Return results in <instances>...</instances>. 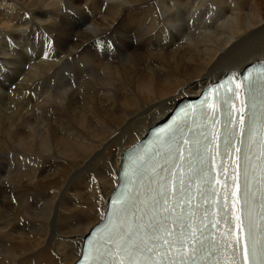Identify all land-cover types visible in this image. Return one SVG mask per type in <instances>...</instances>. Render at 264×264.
I'll list each match as a JSON object with an SVG mask.
<instances>
[{
  "label": "bare ground",
  "instance_id": "6f19581e",
  "mask_svg": "<svg viewBox=\"0 0 264 264\" xmlns=\"http://www.w3.org/2000/svg\"><path fill=\"white\" fill-rule=\"evenodd\" d=\"M85 1L90 15L76 12L82 22L59 28L55 44L24 40L23 57L38 59L24 60L18 85L0 63V93L16 87L8 107L0 96V264H74L122 152L182 98L264 61V0ZM67 7L77 10L71 0H0V41L63 22Z\"/></svg>",
  "mask_w": 264,
  "mask_h": 264
},
{
  "label": "snow or ice",
  "instance_id": "6c2138e0",
  "mask_svg": "<svg viewBox=\"0 0 264 264\" xmlns=\"http://www.w3.org/2000/svg\"><path fill=\"white\" fill-rule=\"evenodd\" d=\"M254 84V81L250 83L249 95L237 109V117H233L229 110V119L224 122L223 132L219 136L200 130L203 128L201 124H196L195 128L177 129L169 148V166L163 168L165 175L157 173L158 179L150 181L156 187L148 189L152 193L149 197L134 201L128 208L117 210L115 215L118 216L119 223L108 229L110 235L106 239L101 238L102 243L98 240L93 245L97 253L93 259L104 258L103 264H115L113 257L118 255L121 257L119 264H203L212 252L230 249L229 264H264V121L261 119L264 115V91L258 97V89ZM232 91L231 88L228 89V92ZM223 103L231 105V109L236 108L231 96L225 95ZM208 107L213 108V113L209 115L202 112L204 119L211 121L213 125L219 123L214 118V105ZM236 119L241 122L239 130L234 127ZM187 133L192 134L190 138ZM219 137H222L225 156L232 151L236 142L240 145L235 147L239 154L236 164L238 171L230 177L236 182V192L233 195L239 202V207L236 208L239 214L229 211L221 214L223 223L229 225V234L233 231L232 224L235 221L237 234L234 239L229 235L227 240H216L213 236L209 229L215 228L221 219H216L215 214H210L202 205H197L202 215L191 208L186 214L177 210L182 203L191 200L193 180L198 181L195 188L202 202L219 203L215 199L216 189L213 187L214 179L209 168L213 153L210 138ZM258 137L262 139L258 141ZM219 147V144L215 146L217 154ZM178 160H183L184 163H172ZM176 169L181 170L179 178ZM215 183L221 182L217 180ZM173 184L176 185L172 189L176 200L169 206V187ZM257 194L260 196L258 205L255 202ZM224 201V206L227 207V194ZM233 207H236L235 203ZM196 220H199L198 224ZM240 232L244 233L243 243ZM185 246L189 248L187 253L184 252Z\"/></svg>",
  "mask_w": 264,
  "mask_h": 264
},
{
  "label": "rangeland",
  "instance_id": "374dc122",
  "mask_svg": "<svg viewBox=\"0 0 264 264\" xmlns=\"http://www.w3.org/2000/svg\"><path fill=\"white\" fill-rule=\"evenodd\" d=\"M72 1V3H74L75 4V6H77V7H74L75 9H77V10H73V9H69L68 7L65 9H63L62 10V12H59V13H61V14H59V17L60 18H65L64 19V21L63 22H59V21H54V23L55 22H57V23H53V25L51 24V23H49V24H47L48 26H46V28L47 29H42V30H36V31H33V32H30V31H27V32H25V33H23V39H22V41L20 42L19 40L20 39H16V38H13V37H10V36H7L6 34H4L3 35V37H4V41L2 40V41H0V60H2V61H0V63L2 62L3 64H5L6 66H8L11 70H12V72L14 73V75H15V80H14V82H17V85L19 84V82H20V79H22V74H23V71H24V69L26 68H24L23 69V67H24V65H25V63H24V60H29V62H34L35 60H37L38 59V57H36V58H33V59H25L23 56H24V53L22 52V50H20L23 46H24V40L28 37L30 40H32L33 39V37H36V36H43V35H46L47 36V40H48V44H55L56 43V39H57V36L56 35H58L57 33L59 32V28H61V29H64V28H70V27H73L74 25H76L77 23H80V22H82V20H81V18L78 16V15H76V12H81L82 13V15H83V17L84 18H86L88 15H90V12H92V10H93V7H92V5L91 4H93V1H90V2H88V4H84V3H86L87 1H85V0H71ZM63 3V6H64V2H62ZM79 8H81V9H79ZM92 8V9H91ZM89 12V13H88ZM97 12V11H96ZM132 13L131 14H129V16L128 17H125L124 18V20L125 21H129L131 24H130V26L132 25L133 26V23H135V20H139V18H140V16L142 15L141 14V12L142 11H139L138 9L137 10H133V11H131ZM63 14V15H62ZM84 14H86V15H84ZM137 14V15H136ZM198 14H200V12H198ZM133 15H135L134 17H135V19H134V17H133ZM68 16V17H67ZM78 17V18H77ZM129 17H130V20H129ZM132 17V18H131ZM72 19H73V21L74 22H72ZM79 19V20H78ZM134 19V20H133ZM76 20V21H75ZM78 20V21H77ZM80 21V22H79ZM74 23V24H73ZM51 24V25H50ZM73 24V25H72ZM50 25V26H49ZM63 25V26H62ZM139 23H138V27H139ZM54 26H56V27H54ZM52 28H54L53 30H51ZM56 28H58V29H56ZM60 29V30H61ZM130 29L132 30V27H130ZM48 30V31H47ZM46 31V32H45ZM52 31V32H51ZM54 31H56V32H54ZM58 31V32H57ZM168 30H166V32H167ZM165 32V33H166ZM7 37H6V36ZM6 37V38H5ZM8 38H10V39H8ZM14 39V40H13ZM15 41V42H14ZM17 41V42H16ZM19 41V42H18ZM135 41V42H134ZM6 42V43H5ZM12 44H11V43ZM116 42H120V40L119 39H117L116 40ZM131 42H133L132 43V47H135L136 45H137V42H138V40H137V38L135 39V38H132V41ZM8 43V44H7ZM14 43V44H13ZM19 43H20V45H19ZM16 44V45H15ZM114 44V41L112 40V42L111 41H108V43H106L105 44V46L103 47V49H102V52H104V51H106L107 49V47H109V46H112ZM18 45V46H17ZM3 48H2V47ZM9 46V47H8ZM13 46V47H12ZM17 46V47H16ZM26 47H28V48H31L32 46L29 44V43H27L26 45H25ZM40 46H41V44L40 45H38V51H39V48H40ZM21 47V48H20ZM4 48H5V50H4ZM20 48V49H19ZM2 51H5V53L4 52H2ZM12 55H11V54ZM8 55V56H7ZM9 61H11L12 62V65L9 63ZM16 62V63H15ZM7 63V64H6ZM24 63V64H23ZM14 64V65H13ZM19 65V66H18ZM22 65V66H21ZM15 67H17V68H15ZM16 71H15V70ZM14 70V71H13ZM1 71H4V73L5 74H3V75H1V72H0V78H2L3 80H1L0 81V85H1V83H5V78H6V76H8L9 75V69L8 68H3ZM19 71V72H18ZM17 75V76H16ZM11 86L12 87H15L16 86V84L15 83H11ZM11 87V88H12ZM3 89H5V87L3 86ZM15 89H16V87L15 88H13L12 90H14L15 91ZM12 90H11V92L10 93H12ZM7 92V96L6 97H4V92H2V93H0V96L2 97V98H4L3 100H2V105H3V107H8L9 106V102H10V100H11V94L10 93H8V91H6ZM0 97V98H1Z\"/></svg>",
  "mask_w": 264,
  "mask_h": 264
}]
</instances>
